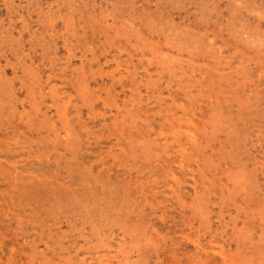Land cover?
Masks as SVG:
<instances>
[{"label":"rangeland","instance_id":"374dc122","mask_svg":"<svg viewBox=\"0 0 264 264\" xmlns=\"http://www.w3.org/2000/svg\"><path fill=\"white\" fill-rule=\"evenodd\" d=\"M0 264H264V0H0Z\"/></svg>","mask_w":264,"mask_h":264}]
</instances>
